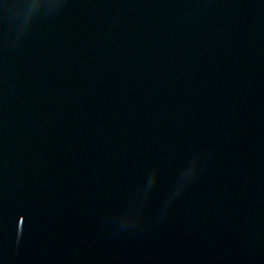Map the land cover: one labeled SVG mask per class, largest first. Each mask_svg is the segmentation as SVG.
<instances>
[{"label": "water", "instance_id": "obj_1", "mask_svg": "<svg viewBox=\"0 0 264 264\" xmlns=\"http://www.w3.org/2000/svg\"><path fill=\"white\" fill-rule=\"evenodd\" d=\"M0 264H264V0H0Z\"/></svg>", "mask_w": 264, "mask_h": 264}, {"label": "snow or ice", "instance_id": "obj_2", "mask_svg": "<svg viewBox=\"0 0 264 264\" xmlns=\"http://www.w3.org/2000/svg\"><path fill=\"white\" fill-rule=\"evenodd\" d=\"M34 2L38 3V2H39V0H34Z\"/></svg>", "mask_w": 264, "mask_h": 264}]
</instances>
